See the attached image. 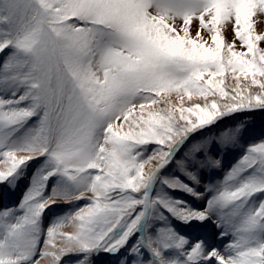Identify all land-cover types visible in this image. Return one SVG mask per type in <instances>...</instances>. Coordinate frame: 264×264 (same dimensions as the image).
<instances>
[{
  "label": "snow or ice",
  "instance_id": "snow-or-ice-1",
  "mask_svg": "<svg viewBox=\"0 0 264 264\" xmlns=\"http://www.w3.org/2000/svg\"><path fill=\"white\" fill-rule=\"evenodd\" d=\"M258 14L264 0H0V200L25 188L0 204V264H264Z\"/></svg>",
  "mask_w": 264,
  "mask_h": 264
},
{
  "label": "rangeland",
  "instance_id": "rangeland-1",
  "mask_svg": "<svg viewBox=\"0 0 264 264\" xmlns=\"http://www.w3.org/2000/svg\"><path fill=\"white\" fill-rule=\"evenodd\" d=\"M255 21H256V23H255V32L257 34L264 33V17H261L258 14L256 19H255ZM197 26H198V20L194 19L192 21L191 26H190V30H191L193 35L195 34V30H196ZM225 37H226V41H228V42H230L233 39V34H232V31H231V28H229L227 30V32L225 33ZM259 46L261 48H264V42L260 43ZM237 50H240L239 42H237ZM3 58H4V54L0 53V61H2ZM229 79H230V76L226 75V77H225V83L226 84L229 83ZM193 100L196 101V102H199L195 96H193ZM173 103L178 104V101L174 97H173ZM188 103H190V101H188L187 97H185V106H187ZM178 115L179 114L177 113V116ZM236 117L244 118V117H247V115H239V116H235V117H232V118H229V119L225 120L227 123L224 124V129H222V130H226L228 127L234 126V123L238 122L235 119ZM260 119L261 118H257V121H259ZM239 156H240V151L225 153L223 169L214 172L213 175H212V178L216 179V180L222 179V177L224 176L225 172L237 162ZM154 163H155V161L152 162V164H154ZM151 166L152 165H146L145 166V172H148L150 170ZM6 167H7V165H5L2 162H0V171L5 170ZM201 188H202V186H201ZM24 190H23V192H24ZM22 195H23V193H22ZM11 199H12V196L9 197L7 200H11ZM185 199L190 200L191 203L195 207H203V205H204V201H197V200H194L193 198L187 197V196H185ZM78 203L82 205V204L85 203V201H80ZM48 223H50V220H45V226H47ZM62 231L65 232V233H72L74 231V227L73 226H68V227H65L64 229H62ZM230 239H231V237H227V238H225V241L217 240V241H215V243H217L219 245H223L227 240H230ZM58 246H59V242H58ZM101 257L99 259H101ZM40 264H51V262L47 261V260H42V261H40Z\"/></svg>",
  "mask_w": 264,
  "mask_h": 264
},
{
  "label": "bare ground",
  "instance_id": "bare-ground-1",
  "mask_svg": "<svg viewBox=\"0 0 264 264\" xmlns=\"http://www.w3.org/2000/svg\"><path fill=\"white\" fill-rule=\"evenodd\" d=\"M254 19H256V17ZM102 262H103V259L98 260V264H102Z\"/></svg>",
  "mask_w": 264,
  "mask_h": 264
}]
</instances>
